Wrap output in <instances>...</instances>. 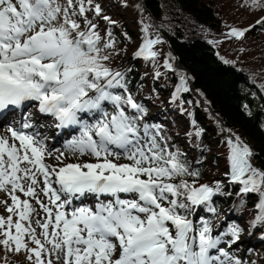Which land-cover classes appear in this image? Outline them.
<instances>
[{
    "label": "snow or ice",
    "instance_id": "obj_1",
    "mask_svg": "<svg viewBox=\"0 0 264 264\" xmlns=\"http://www.w3.org/2000/svg\"><path fill=\"white\" fill-rule=\"evenodd\" d=\"M241 7L262 11L264 3L241 0ZM89 12L101 14L94 0H0V110L36 102L56 127L79 129L56 165L45 163L51 151L37 134L9 127L11 139L0 136V206L7 213L0 215V248L25 253L30 264H242L218 248L221 236L209 220L190 218L194 206L215 212L210 204L222 183H198L200 172L179 149L169 150L160 126L144 121L126 73L108 63L113 33L102 36ZM254 27L227 35L242 38ZM142 31L134 58L155 62L153 45L161 41L148 38V26ZM164 67L173 66L165 59ZM179 80L173 100L189 91L187 78ZM225 142V176L241 186L237 195L256 194L252 226L264 223V170L251 164L239 136ZM66 153L77 162H65ZM239 231L227 233L230 244Z\"/></svg>",
    "mask_w": 264,
    "mask_h": 264
},
{
    "label": "trees",
    "instance_id": "obj_2",
    "mask_svg": "<svg viewBox=\"0 0 264 264\" xmlns=\"http://www.w3.org/2000/svg\"><path fill=\"white\" fill-rule=\"evenodd\" d=\"M94 4L101 14L89 12V19L102 36L113 33L115 47L108 50V63L126 73L129 92L146 109L144 121L160 126L169 150L179 149L192 170L200 172L198 183L223 185L210 204L215 212L200 205L190 218L194 216L195 223L209 220L224 248L235 245L249 264H264V223L252 226L259 213L258 198L237 195L241 186L223 175L229 171L225 141L236 136L253 153L251 164L264 170V25L255 24L242 38L227 35L231 28L253 25L256 14L264 10L243 8L241 0H94ZM104 16L115 23L109 24ZM145 26L148 38L161 41L153 45L158 53L155 62L134 58ZM165 59L172 70L164 67ZM180 75L187 78L189 91L173 100ZM232 227L240 231L239 239L230 244L233 237L227 233ZM18 257L0 248V263L17 264Z\"/></svg>",
    "mask_w": 264,
    "mask_h": 264
},
{
    "label": "rangeland",
    "instance_id": "obj_3",
    "mask_svg": "<svg viewBox=\"0 0 264 264\" xmlns=\"http://www.w3.org/2000/svg\"><path fill=\"white\" fill-rule=\"evenodd\" d=\"M264 12V11H263ZM261 17H264V13H262V14H256V16L254 17V21L258 18V20L261 18ZM253 21V22H254ZM256 24V22L253 24V25H255ZM48 123V122H47ZM47 123H43V124H38V126H40V127H42V128H44L46 125H47ZM49 128H50V126L46 129V132H45V134H48L49 132H48V130H49ZM3 131H4V133H5V135L4 136H6V137H8L9 139H11V137H10V135L8 134V131L6 130V129H4L3 128ZM42 132H44L43 130L42 131H40V133L38 134L40 137H38L37 139H40L41 138V135L43 134ZM52 135L53 134H51V133H49L48 135H45V137L46 138H49L48 139V142H51L52 141ZM46 145V148L48 149V150H51V149H54L57 153L56 154H52V155H50V156H47L46 155V158H45V163H48V164H53V165H56L58 162L55 160V157L61 152V151H66V147L64 148L63 146H61V145H54L52 148H50L49 149V143H47V144H45ZM62 148V149H61ZM59 149H60V151H59ZM51 153H52V151H51ZM66 155L68 156V159L65 161V162H77L76 160H75V158L72 156V154L71 153H66ZM51 157V158H50ZM53 157V158H52ZM224 176H225V174H223ZM2 199H6V197H5V195H4V193H0V200H2ZM8 203H11V201L10 200H8ZM0 215H7V213L6 212H4L3 211V207L2 206H0ZM221 247H223L224 248V245H221ZM226 251H229V253H230V255L234 258V259H239L241 262H242V264H249V262L248 261H246V259H244L242 256H241V254L240 253H238L237 252V249H236V247H235V245L234 246H232V247H229L228 249L227 248H224ZM19 257H18V263L17 264H30V262L26 259V254L25 253H20V254H17ZM215 255H218V254H215ZM0 264H2V263H0ZM4 264H9V263H4Z\"/></svg>",
    "mask_w": 264,
    "mask_h": 264
},
{
    "label": "bare ground",
    "instance_id": "obj_4",
    "mask_svg": "<svg viewBox=\"0 0 264 264\" xmlns=\"http://www.w3.org/2000/svg\"><path fill=\"white\" fill-rule=\"evenodd\" d=\"M49 134V133H48ZM5 135V133H4V131H3V128H0V136H4ZM65 148V147H64ZM62 149V148H61ZM50 151H52V153H51V155L52 154H56L57 152L54 150V149H51ZM59 151H60V149H59ZM51 158V157H50ZM53 158V157H52Z\"/></svg>",
    "mask_w": 264,
    "mask_h": 264
}]
</instances>
